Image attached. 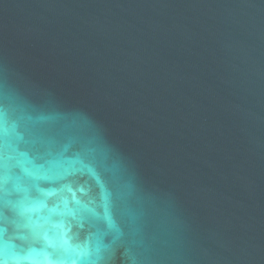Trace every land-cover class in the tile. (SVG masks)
Wrapping results in <instances>:
<instances>
[{
    "label": "water",
    "instance_id": "water-1",
    "mask_svg": "<svg viewBox=\"0 0 264 264\" xmlns=\"http://www.w3.org/2000/svg\"><path fill=\"white\" fill-rule=\"evenodd\" d=\"M0 140L4 264H264V0H0Z\"/></svg>",
    "mask_w": 264,
    "mask_h": 264
},
{
    "label": "snow or ice",
    "instance_id": "snow-or-ice-1",
    "mask_svg": "<svg viewBox=\"0 0 264 264\" xmlns=\"http://www.w3.org/2000/svg\"><path fill=\"white\" fill-rule=\"evenodd\" d=\"M2 156H3V143H2V140H0V159H2ZM5 188H6V180L4 178L3 172L0 171V200L3 199ZM69 191H71V189H69ZM31 195H32V198L37 201L40 208L48 209L49 211H52V212H55L59 208V205H55L53 208H48L49 199L56 195L54 191L43 193L42 197L35 196V194H31ZM72 196L74 200L75 193H73ZM65 206H67L66 203H65ZM0 264H4L2 254H0Z\"/></svg>",
    "mask_w": 264,
    "mask_h": 264
}]
</instances>
